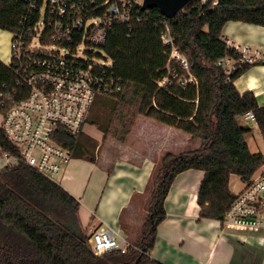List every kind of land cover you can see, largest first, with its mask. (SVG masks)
Returning a JSON list of instances; mask_svg holds the SVG:
<instances>
[{"label": "trees", "instance_id": "trees-1", "mask_svg": "<svg viewBox=\"0 0 264 264\" xmlns=\"http://www.w3.org/2000/svg\"><path fill=\"white\" fill-rule=\"evenodd\" d=\"M106 1L82 0L85 13L99 15ZM32 3L0 0V29L11 32L12 39L27 40L41 0L34 9ZM227 22L264 27V0H219L215 7L194 0L172 18H163L157 8L141 9L135 4L129 19L114 22L108 31L101 49L122 89L113 95L98 94L87 123L103 137L110 134L123 141L142 115L200 141L197 149L161 158L147 184V215L135 243L125 253L94 254L90 233L81 227L79 201L59 183L20 163L0 171V264H163L152 259L150 251L157 226L166 217L167 192L174 178L188 169L204 172L197 193L199 218L224 217L235 197L229 190V176L235 174L246 182L264 164V155L250 152L245 140L251 128L239 120L251 111L264 140V105L257 103L253 92L239 93L234 85L255 64L236 65L230 72L218 64L225 57H236L222 33ZM165 25L187 67L171 57L172 46L162 43ZM8 72L0 60V88ZM109 106L122 112L118 129L111 127V121L104 124L94 111ZM128 109L132 115H124ZM81 131L66 145L74 156L93 160L89 149L81 148ZM0 147L17 153L1 130Z\"/></svg>", "mask_w": 264, "mask_h": 264}, {"label": "built area", "instance_id": "built-area-1", "mask_svg": "<svg viewBox=\"0 0 264 264\" xmlns=\"http://www.w3.org/2000/svg\"><path fill=\"white\" fill-rule=\"evenodd\" d=\"M198 1L212 7L219 2ZM36 3L33 0V9ZM106 4L102 13L88 16L82 0H41L37 21L27 31L28 39H12L10 32L9 61L4 63L9 72L0 88V130L17 153L0 147L6 166L23 163L58 183L56 178L72 158L66 141L83 129L95 96L121 91L122 82L113 74L111 60L94 56L84 59L79 48L85 45L101 49L112 24L127 21L133 6H142V0H107ZM161 40L172 46L171 57L187 67L184 56L173 47L167 25ZM227 43L236 55L218 62L227 72L236 65L264 64V47L252 49ZM242 118L255 123L251 111ZM242 183L219 220L221 229L257 234L264 239V164ZM88 242L94 254L125 253L131 246L108 227L92 231Z\"/></svg>", "mask_w": 264, "mask_h": 264}, {"label": "crops", "instance_id": "crops-1", "mask_svg": "<svg viewBox=\"0 0 264 264\" xmlns=\"http://www.w3.org/2000/svg\"><path fill=\"white\" fill-rule=\"evenodd\" d=\"M222 33L229 44L264 47L263 26L227 22ZM234 85L239 93L253 92L257 103L264 105V64L253 65ZM186 134L139 115L125 139L118 142L120 153L112 156L111 163L99 165L87 157H72L58 183L79 201L81 227L87 231L108 227L134 244L147 215V184L161 158L200 145L199 139ZM245 140L250 152L264 155L263 145H254L246 135ZM5 166L0 157V171ZM203 176L201 170L188 169L174 178L164 200L166 217L157 226L150 257L163 264H264V239L257 234L224 231L218 220L199 218L197 193ZM242 186L237 175L229 176L230 192L235 194Z\"/></svg>", "mask_w": 264, "mask_h": 264}, {"label": "rangeland", "instance_id": "rangeland-1", "mask_svg": "<svg viewBox=\"0 0 264 264\" xmlns=\"http://www.w3.org/2000/svg\"><path fill=\"white\" fill-rule=\"evenodd\" d=\"M1 30V29H0ZM4 33L0 34V60L3 63H7L9 59V42H10V34L8 31L3 30ZM79 52L82 53V58L88 59L94 56L95 59H101L108 57L105 55V53L100 48H87L85 45L81 46L79 48ZM93 53V54H92ZM98 99V94L95 96L94 99ZM96 99V100H97ZM95 112H97L98 115H100L99 120H102V122L105 124L108 121H111L112 128L116 127L119 128V118L121 119V111H113V109L109 107H97L94 109ZM125 113L124 115H132L133 110L128 109L127 112L123 111ZM244 121H242L243 126H247L251 128V131L247 133L246 137L251 140V142L255 145L256 142L261 146H264V141L262 137L259 136V131L257 129V126L255 123L246 120L242 118ZM122 120V119H121ZM181 134H186L185 132L178 130ZM82 135H80L82 146L81 148L89 149L88 154L93 157V161L99 165L108 164L112 161V156H116L120 153V147L118 142H122L120 140L115 139L110 134L105 135L103 138L101 131L98 130L96 127L91 126L87 123V120L84 123V127L82 129ZM84 133V134H83ZM187 135V134H186ZM253 136L255 139H253ZM117 141V142H116ZM94 145V146H93ZM97 146V147H95ZM257 148V146H255ZM254 150V149H253ZM255 151V150H254ZM181 151L177 152L180 153ZM76 153L72 154V157H74ZM160 164V163H159ZM159 166V165H158ZM157 166V167H158ZM60 176V175H59ZM59 176L56 178V181H59ZM149 193V192H148ZM94 230V229H93ZM92 231H88V233L91 234Z\"/></svg>", "mask_w": 264, "mask_h": 264}, {"label": "water", "instance_id": "water-1", "mask_svg": "<svg viewBox=\"0 0 264 264\" xmlns=\"http://www.w3.org/2000/svg\"><path fill=\"white\" fill-rule=\"evenodd\" d=\"M191 0H142V9L157 8L160 15L165 18H172Z\"/></svg>", "mask_w": 264, "mask_h": 264}]
</instances>
